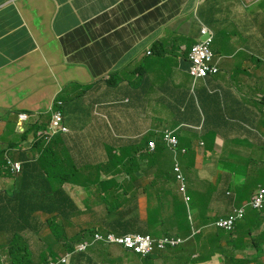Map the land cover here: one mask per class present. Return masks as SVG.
Wrapping results in <instances>:
<instances>
[{"label":"crops","instance_id":"crops-1","mask_svg":"<svg viewBox=\"0 0 264 264\" xmlns=\"http://www.w3.org/2000/svg\"><path fill=\"white\" fill-rule=\"evenodd\" d=\"M201 23L214 30L213 50L222 60L217 76L193 88L189 50ZM76 29L67 55L62 39ZM263 71L264 0L248 6L242 0H0V115L29 111L45 124L54 100H64L69 132L42 147V156L51 150L40 169H49L56 185L66 178L63 188L73 201L70 220L61 225L66 239L98 227L97 215L86 213L98 201L105 209L104 196L133 179H154L156 149L164 148L167 167L174 166L173 153L159 142L166 131L187 150L180 155L187 178L199 182L200 192L214 185L207 194L212 215L226 217L241 189L246 196L264 188ZM5 125L0 120V147L11 138L2 137ZM191 126L198 128L195 137ZM151 141L157 144L153 151L146 146ZM8 179L0 190H13L15 180ZM25 238L35 260L42 251L49 254L48 244L57 257L64 254V242ZM213 241L215 255L199 264H221L223 250L229 264H264V210L248 211L233 235ZM181 249L164 253L174 260ZM0 251L5 256L2 243ZM123 254L135 253L96 245L74 254L69 264H134Z\"/></svg>","mask_w":264,"mask_h":264},{"label":"trees","instance_id":"trees-1","mask_svg":"<svg viewBox=\"0 0 264 264\" xmlns=\"http://www.w3.org/2000/svg\"><path fill=\"white\" fill-rule=\"evenodd\" d=\"M92 72L95 73V70ZM186 119L193 124L196 123L194 119L188 117ZM197 129L195 126L189 128L192 137L196 136ZM214 135L215 133L210 134V136ZM200 136L206 138L209 137V134L202 131ZM175 137L177 138L176 135ZM161 141H164L163 137L159 139V142ZM148 145L149 143L146 144L147 147ZM16 147L14 142H10L8 148H0V178L13 177L5 169L4 155L9 149ZM42 147L38 143L34 150L39 151ZM50 150L51 147L49 146L45 149L44 155H40L38 159L31 158L28 153H22L21 159L25 163L21 173L13 178L15 180L13 190L11 192L0 190V235L6 236L5 249L8 264H44L49 258H56L58 255L54 244H48L46 247L49 248V254L42 251L36 261L30 244L24 237V233L27 231L40 235L42 224L40 223L39 212L48 216L47 222L49 223L58 220L63 224V222L70 220L71 211L68 213L55 211L65 206L70 208L73 205V201L67 196V192L63 188L66 178H60L58 185H56L50 170L45 168L44 171H41L40 169L42 157H47ZM151 156L159 161L161 167H159L156 177L143 183L133 179L125 187L120 188L115 195L104 196L102 202L105 204L107 212L96 221L98 227L81 230L74 239H66L64 229L57 227L52 229L53 236H56L55 239L65 243L66 251H74L78 242L90 239L96 232L112 233L118 236L141 234L156 238L174 234L189 237L192 234V225L188 220L186 206L176 193L175 184L177 182L174 166L167 167L169 158L164 148L156 149ZM27 159L31 161H26ZM45 174L48 178L45 177ZM210 188L213 190L214 185L211 184ZM243 194L244 192L238 199H242L245 196ZM40 196H42V200L39 199ZM193 201V211H199L198 219L204 221L211 211L210 207L205 205L206 198L201 196L200 199L194 198ZM204 206L206 208L200 211L199 208ZM215 220L210 218L209 223H213ZM210 230H215V233L206 234ZM213 236L221 239L224 232L217 229H206L191 238L187 247H183L179 254L174 256V260L163 251L158 253V257L169 260L173 264L176 262L186 264L188 261L192 263L201 262L202 255H209L212 251ZM157 249L160 248L156 247L155 250ZM77 253L82 252H74V254ZM194 254H198L197 257H193ZM148 257L149 255L144 258ZM106 261L108 262V259ZM113 262L115 261L113 260ZM0 264H2L1 257ZM111 264L113 263L111 262ZM115 264L121 263L116 262Z\"/></svg>","mask_w":264,"mask_h":264},{"label":"clouds","instance_id":"clouds-1","mask_svg":"<svg viewBox=\"0 0 264 264\" xmlns=\"http://www.w3.org/2000/svg\"><path fill=\"white\" fill-rule=\"evenodd\" d=\"M260 1H262V0H242V2L244 3L245 6H248V5H251V4H255V3H258ZM203 28H209L214 34L213 43H212V51L214 53V59H215V56H216V54H215V52L213 50V44H214V41H215L214 30L211 27H209L208 25L201 23L200 24V30H199V33H200L199 40H198V42L196 44L192 45L190 50H189V62H190V65L187 68V72L194 80L193 88H195V82L200 81V80H205V79H208V78H211V77H215L220 72V64H221V60H222L221 56H219L218 64L214 63V64L217 65V67L219 69L218 73H216L214 75H208V76H206L204 78H200V79H197V80H195V78L190 73L191 66H192V63H191V60H190V53H191L192 48L203 40V37H202V34H201V30ZM78 30L79 29H76V30L70 32L69 34H67L62 39V44H63V47H64V51H65V53L67 55H70L72 53L69 43H70L71 38L78 32ZM72 62L75 63V60L72 59ZM210 93H212V91H210ZM62 100L63 99L60 98V97H58V98H56L54 100V104H53L52 108L50 109V111L47 112L49 114V119L47 120V122L45 124H42L41 122H39L37 120V118H36L37 115L32 113V112H29V111H12L13 113L8 112L10 114H7V116H5L4 114L0 115V120L5 121V123H6L4 134L2 135V137L3 136L7 137L10 133H11V135H12V133H15L18 136V138H19L18 141H13L10 138L9 140H7V143L3 147H0V148H8L10 142H14L16 144V146H17L16 148L9 149L6 152V154L4 155V158L6 160L5 169L8 172H10L13 177L5 176V177H2V178H10L11 180H14L13 178L21 173L22 168H23V164L25 163V161L21 159L22 153H28L31 156V158L38 159L39 156L41 155L42 148L39 151L38 150H34L36 144L39 143L43 147H47V145L51 144L53 142V140L57 136H59L61 134H66V133L69 132V129L66 126L65 121H64V114L62 112V107L64 105V100L63 101ZM58 113L61 114L62 121H61V123L59 125H56L54 123V117ZM11 114H12V116H11ZM12 120H14V121L12 122ZM34 127H36V129H33ZM166 132L163 135V140L166 143V145L168 146V149L173 153V157H174V161H175L174 162V172L176 174V182H177L175 184L176 193L183 200L184 203L188 204L189 202L192 201V197L189 194V191H190L189 179L187 178L186 174L184 173V171L182 169V166H181V163H180V155L186 154L187 150L180 148V144H179L178 138H177V140H178L177 146L176 147L170 146L164 139ZM169 132H172V131H169ZM172 134H173V136H175L174 132H172ZM151 142L155 143V148L152 149L149 145H148V148H149L150 151H153V150L156 149L157 144H156L155 141H151ZM148 143H150V142H148ZM26 161H31V160L27 159ZM15 163H19L20 164V170L19 171L13 170V165ZM176 165L180 168V173L184 177V184H185V187H186L185 193L181 191L182 183L178 179V173L176 172ZM260 189H264V188H260ZM259 190L254 194L253 199L256 196V194L259 192ZM227 194H228L227 196H231L229 193H227ZM187 197L189 198V200L186 199ZM253 199H252V202H253ZM250 206L253 209H256L257 211H260V212H262L264 210V206L262 208H260V209L254 208L252 206V204ZM200 208H206V207H200ZM241 209H243V208H239V209L233 208L231 210V212L226 217H220L219 218V216L215 215L214 217H212L213 219H216L213 223H209L205 228H203L200 231H194L189 237L178 236V235L174 234V235H170V236H161L159 238H156V237H153L151 235H148L155 241V245H154L153 250L151 252H149V253H146V254H143V253H140V252H135L134 250L127 249L124 246L118 245V244H109V243L104 242V241H98L97 242V241H95V235L96 234H101V235H106V234L96 232L95 234H93L90 237V239H85L82 242H78L75 245V250L74 251H66L65 250L63 255H61L59 257H56V258H49L47 260V262L44 263V264H50L51 262H54L55 264H69L70 260L72 258V255H74V252H86V251H88V249L90 247H93V246H96V245H101V244L118 245V246L123 247L124 249H127V250L135 253V254H139V255L142 256V258H144L147 255H151L154 252L156 247L160 248L163 252L167 251L170 248L187 247L188 242H190L191 238H194L197 234L201 233L202 231H204L206 229L221 230L224 233H226V234L231 236L237 231V229L239 228V223L246 216L247 211H245L243 209L244 210L243 218H237L236 217L237 216V211L241 210ZM189 212H190V209H189ZM195 212H196L195 214L197 216L199 214V211L195 210ZM210 212H209V214H210ZM41 214L42 213H40V215ZM42 215H44V214H42ZM40 223L42 225H47L49 222H47V219H46L44 222H42L40 220ZM221 223L222 224L226 223L228 225V229L220 227ZM213 232H215V230L207 231L206 234L207 233H213ZM25 233H24V237H25ZM108 234H112V233H108ZM128 235H130V234H128ZM132 235H141V234H132ZM144 236H146V235H144ZM5 238H6V236H5ZM164 239L181 240V242H179V243H177L175 245L166 244L165 247H159L157 245V242H159L161 240H164ZM85 242L88 243L86 248L85 249H79V245H81V244H83ZM29 244H30V242H29ZM5 245H6V242H4L2 244V250L5 253V256H3V254L0 251V257H1V260H2V264H8V256H7V252H6V249H5ZM30 247H31V245H30ZM211 247H212L211 253L209 255H202L203 258H202L201 262L192 263L191 261H188L186 264H199V263H202L204 261H208L209 259H211L212 256L215 255V252H216V248H215V246L213 244H212ZM31 250H32V248H31ZM32 252H33V250H32ZM67 255H69L70 258L66 259V261H63L62 258L66 257ZM197 255L198 254H194L193 257H197ZM218 259L220 260L221 264H229L227 262V260H226V254H225L224 250L222 251V258H218ZM106 263H109V260H108V262L106 261Z\"/></svg>","mask_w":264,"mask_h":264},{"label":"built area","instance_id":"built-area-1","mask_svg":"<svg viewBox=\"0 0 264 264\" xmlns=\"http://www.w3.org/2000/svg\"><path fill=\"white\" fill-rule=\"evenodd\" d=\"M201 34L203 37V40L195 45L190 53V60L192 63L190 73L195 78V80L204 78L208 75H214L218 73L219 69L216 64H214V53L212 51V43L214 34L209 28H203L201 30ZM62 121L61 114L58 113L54 117V123L56 125H59ZM165 141L172 147H176L178 144V140L175 136H173L172 132L167 131L164 137ZM149 146L154 149L155 143L150 142ZM13 170H20V164L15 163L13 165ZM176 172L178 173V179L181 181V191L185 193L186 187L184 184V177L180 173V168L176 165ZM189 200V198H186ZM252 206L254 208L260 209L264 206V189H260L259 192L256 194V196L253 199ZM244 216V210H238L237 211V218H243ZM220 227L228 229V225L220 224ZM95 241H104L109 244H118L122 245L127 249L134 250L135 252H140L143 254L149 253L153 250L155 241L148 235H125V236H118L115 234H96L95 235ZM181 242V240H175V239H164L159 242H157V245L159 247H165L166 244H172L175 245L177 243ZM87 242L79 245V249H85L87 246ZM66 257H63L62 260L66 261ZM50 264H55L54 262H51Z\"/></svg>","mask_w":264,"mask_h":264},{"label":"rangeland","instance_id":"rangeland-1","mask_svg":"<svg viewBox=\"0 0 264 264\" xmlns=\"http://www.w3.org/2000/svg\"><path fill=\"white\" fill-rule=\"evenodd\" d=\"M218 60H219V55L216 54L215 59H214V63L218 64ZM192 83H194L193 78H192ZM197 84H198V81L195 82V86H197ZM13 121L14 120H12V122ZM11 139L13 141H18L19 140L18 136L15 133H12ZM202 151H201V157H200L199 162H202V159H201L202 158ZM255 172H259V171L256 170ZM260 179H264V177L260 176L259 180ZM8 182H9L8 178H6V179H1L0 178V189L6 188L7 185H8ZM198 183L199 182H197L196 180L189 179V188H190L189 194L192 197V201L189 202L188 204L184 203L185 206H186V212L188 214V220L190 221V223L192 225V230H191L192 233L194 231H200L203 228H205L209 224L210 218L215 216V215H212V213H210L204 221H200L198 219V215L196 216V214H195L196 212L193 211L192 205L194 204V201H193L194 198H199L200 199L201 196H204L206 198V202H205L206 206L207 205L209 206L212 203V196H208L207 195L208 193H210L212 191L211 189L208 188L210 183L208 184L207 188L203 185L202 189H207L205 192H200L198 190V188H197ZM233 184H235V183H233ZM231 192H234L235 195H238L240 192L243 193L244 189H241L240 192H239V188H235L234 186H231ZM247 192H249V190ZM224 194L226 195V190H224ZM253 196H254L253 193H249L248 195L244 196L242 199L235 198V200L233 201V207L236 208V209L243 208L247 212L250 211V210L257 211L256 209H253L250 206L252 204ZM226 197L231 198L232 196H227L226 195ZM39 199L42 200V196H40ZM99 202L101 203V201H98V202L94 203V205L92 206L93 209L86 213L87 215L94 216V217L97 215V220L100 218V216L103 215L101 213H105L107 211L106 208L104 209V207L99 205ZM206 206H204V207H206ZM189 209H190V212H189ZM58 210L67 212V211H69V206H65L64 208L58 209ZM61 225H62V223L57 220L55 222L48 223L47 225H42L40 235H36V234H33V233L28 231V232L25 233V236H26V234H31L33 236L39 237L38 240L40 242H45V243L46 242H51L52 240H55V238H56V236L55 237L53 236L54 232L52 231V229L54 227H57L58 229H61ZM61 241L62 240H59L60 244L63 242V241L62 242ZM4 242H5L4 236H0V243L3 244ZM63 246L64 245L61 244V247H63ZM37 248H38V251L40 249H42L40 246H36L35 245L34 250H37ZM59 249H62V248H59ZM155 251L153 252V254L149 255V257L146 258V259L142 258V256L139 255V254H134L135 256L134 255L128 256L126 254H123V257H125V259L128 260L127 263L132 261L134 264H142V262L140 260H138L137 258L146 261L145 264H173L169 260H166V259H164L162 257H158V253L160 251H162L161 249H157ZM59 252H62V250H59ZM120 253H122V252L120 251ZM57 254H58V252H57ZM66 258L69 259L70 256L67 255ZM176 264H183V263L176 262Z\"/></svg>","mask_w":264,"mask_h":264}]
</instances>
